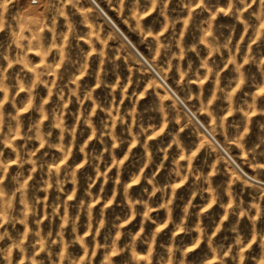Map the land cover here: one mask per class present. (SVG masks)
Masks as SVG:
<instances>
[{"label":"rangeland","instance_id":"obj_1","mask_svg":"<svg viewBox=\"0 0 264 264\" xmlns=\"http://www.w3.org/2000/svg\"><path fill=\"white\" fill-rule=\"evenodd\" d=\"M262 90L264 0H0V264H264Z\"/></svg>","mask_w":264,"mask_h":264},{"label":"water","instance_id":"obj_2","mask_svg":"<svg viewBox=\"0 0 264 264\" xmlns=\"http://www.w3.org/2000/svg\"><path fill=\"white\" fill-rule=\"evenodd\" d=\"M212 137V135H211ZM214 138V137H213ZM220 148L223 150V152L226 154V156L236 165V167L244 174L246 175L248 178L252 179L253 181H256V182H261V181H258L256 179H254L253 177H251L250 175H248L240 166L239 164L232 158V156L220 145ZM264 184V182H261Z\"/></svg>","mask_w":264,"mask_h":264},{"label":"snow or ice","instance_id":"obj_3","mask_svg":"<svg viewBox=\"0 0 264 264\" xmlns=\"http://www.w3.org/2000/svg\"><path fill=\"white\" fill-rule=\"evenodd\" d=\"M145 15H147V13H145ZM262 91H264V90H262ZM21 111H25V109H21ZM133 183H135V181H133Z\"/></svg>","mask_w":264,"mask_h":264},{"label":"bare ground","instance_id":"obj_4","mask_svg":"<svg viewBox=\"0 0 264 264\" xmlns=\"http://www.w3.org/2000/svg\"><path fill=\"white\" fill-rule=\"evenodd\" d=\"M156 70V69H155ZM185 103V102H184ZM209 130V129H208Z\"/></svg>","mask_w":264,"mask_h":264}]
</instances>
